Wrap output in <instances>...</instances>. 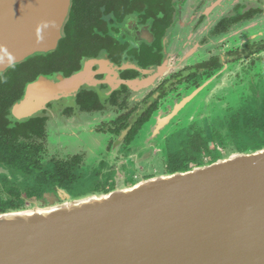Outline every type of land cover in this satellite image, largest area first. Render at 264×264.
Wrapping results in <instances>:
<instances>
[{"label": "flooded vegetation", "instance_id": "af4514ba", "mask_svg": "<svg viewBox=\"0 0 264 264\" xmlns=\"http://www.w3.org/2000/svg\"><path fill=\"white\" fill-rule=\"evenodd\" d=\"M91 16L68 13L55 49L0 71V213L264 147V0H188L167 22L141 7ZM82 72L15 116L28 85Z\"/></svg>", "mask_w": 264, "mask_h": 264}, {"label": "water", "instance_id": "95a60500", "mask_svg": "<svg viewBox=\"0 0 264 264\" xmlns=\"http://www.w3.org/2000/svg\"><path fill=\"white\" fill-rule=\"evenodd\" d=\"M70 5L0 0V71L55 49ZM84 72L58 86L39 78L14 114L40 108L37 92L79 85ZM0 264H264V147L1 212Z\"/></svg>", "mask_w": 264, "mask_h": 264}, {"label": "trees", "instance_id": "16d2710c", "mask_svg": "<svg viewBox=\"0 0 264 264\" xmlns=\"http://www.w3.org/2000/svg\"><path fill=\"white\" fill-rule=\"evenodd\" d=\"M175 3L174 0H72L68 21H85V19L92 17L91 14L94 11L99 14L114 12L115 15H121L125 9L134 10L141 7L142 12L153 13L158 21L167 22L170 19L171 8L175 6ZM71 25L72 27L77 26L82 34L89 31L83 28L82 24H67L68 37H71ZM0 89L4 88L0 87Z\"/></svg>", "mask_w": 264, "mask_h": 264}, {"label": "rangeland", "instance_id": "374dc122", "mask_svg": "<svg viewBox=\"0 0 264 264\" xmlns=\"http://www.w3.org/2000/svg\"><path fill=\"white\" fill-rule=\"evenodd\" d=\"M187 1H185V2H187ZM150 156H152L151 157L152 163L149 164L147 167H145V171L144 172H146L147 170H148V173H156L157 174V172H161L162 169H163V164L159 160V155L157 154V155L154 156V154H151V152L149 151V152H147L144 155L143 158L147 159ZM153 161L154 162L157 161V162L153 164ZM153 169H154V171H152ZM132 182H134V181L131 180L130 183H132ZM74 189L77 191L76 193H78L79 191H84L85 192L87 190H91V186L87 185L86 183H84V184H81L80 186L79 185L76 186Z\"/></svg>", "mask_w": 264, "mask_h": 264}]
</instances>
